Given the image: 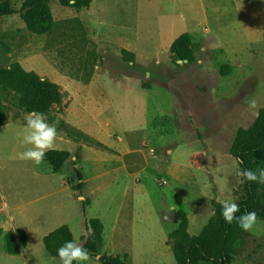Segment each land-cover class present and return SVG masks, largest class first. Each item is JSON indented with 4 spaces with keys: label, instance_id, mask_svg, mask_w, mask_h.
Masks as SVG:
<instances>
[{
    "label": "rangeland",
    "instance_id": "1",
    "mask_svg": "<svg viewBox=\"0 0 264 264\" xmlns=\"http://www.w3.org/2000/svg\"><path fill=\"white\" fill-rule=\"evenodd\" d=\"M9 1L14 14L0 18V68L16 63L58 86L45 115L58 122L53 150L75 161L53 172L45 162L18 159L30 147L19 135L27 113L17 95L0 92V257L8 255L6 234L23 224L20 259L59 264L42 236L67 226L85 246L94 238L88 222L97 219L101 238L87 264L100 252L127 264H175L170 234L178 212L195 237L213 220L215 204L245 199L231 149L264 111V0L227 7L243 20L225 30L189 35V65L168 44L190 22L166 21L162 6L95 0L73 9L51 0L53 30L36 36L21 18L23 0ZM253 99L255 109L247 103ZM260 193L264 204V184ZM11 198L20 206L12 220L4 208ZM232 264H264L263 221L242 230Z\"/></svg>",
    "mask_w": 264,
    "mask_h": 264
},
{
    "label": "trees",
    "instance_id": "2",
    "mask_svg": "<svg viewBox=\"0 0 264 264\" xmlns=\"http://www.w3.org/2000/svg\"><path fill=\"white\" fill-rule=\"evenodd\" d=\"M51 0H23L21 18L26 30L36 36L52 32L54 20L49 7ZM64 8L82 9L90 6L91 0H57ZM14 14L9 0H0V18ZM171 54L178 63L189 65L192 62L193 45L189 34L178 36L170 46ZM123 57L133 55L122 51ZM228 68V67H227ZM10 91L18 96V106L26 113L38 111L46 114L59 99V88L55 83L42 80L32 71H25L19 64L0 68V92ZM6 115L0 102V122ZM231 154L236 159L240 171L259 170L264 165V111L260 112L255 122L247 130H239L233 143ZM69 158L66 151L50 150L44 162L53 172H58ZM243 177V176H242ZM245 199L237 203L239 216L245 211H255L258 220L264 222V204L261 202V184L249 182L243 177ZM179 225L170 234L171 249L175 264H232L242 229L238 223H227L222 216V205H214V218L198 236L187 233V219L183 212L177 214ZM88 225L93 236L100 242L102 226L97 219H91ZM88 237L85 247L92 253L95 239ZM73 240L67 226H60L49 232L42 239L45 252L51 257L57 256V249L66 241ZM6 251L9 255H18L26 246L24 231L15 230L6 234ZM102 264H127L125 258L102 257ZM75 264V262H74Z\"/></svg>",
    "mask_w": 264,
    "mask_h": 264
},
{
    "label": "clouds",
    "instance_id": "3",
    "mask_svg": "<svg viewBox=\"0 0 264 264\" xmlns=\"http://www.w3.org/2000/svg\"><path fill=\"white\" fill-rule=\"evenodd\" d=\"M250 108L255 109L257 107L256 101H247ZM25 125L22 127L19 133L22 136V142L25 145H29L25 151L17 154V158L23 161H30L37 166L44 162L45 156L48 151L53 150L56 144L59 132L58 122L50 123L44 113L38 111H32L25 115ZM75 161V156L69 158ZM243 176L249 182H256L264 184V169L251 170L244 169L238 173ZM239 205L230 200L225 199L222 202V216L224 220L231 224L236 221L239 227L245 232H251L258 223V215L255 211H245L239 216ZM57 256L59 264H87V262L93 259V253H91L84 243L78 240L66 241L57 249ZM103 256V252L95 254L96 264H99ZM56 257H53L55 262Z\"/></svg>",
    "mask_w": 264,
    "mask_h": 264
},
{
    "label": "crops",
    "instance_id": "4",
    "mask_svg": "<svg viewBox=\"0 0 264 264\" xmlns=\"http://www.w3.org/2000/svg\"><path fill=\"white\" fill-rule=\"evenodd\" d=\"M95 0H92L91 5H93ZM103 6L108 7L110 4H116L120 0H99ZM112 1V2H111ZM122 6L131 7L135 5H158L162 6L164 19L168 22L174 20H179L181 22L189 21L187 34L191 37L195 34L198 36H205L204 32H219L220 30H225V23L236 22L238 20L242 21L243 18H238L236 15H231L227 10V7L231 6L233 3L244 4V0H121ZM254 1V0H253ZM135 2V3H134ZM256 2V1H255ZM146 13V11L144 10ZM175 39H171L169 46ZM153 44H150L152 46ZM205 48H201L204 50ZM16 199L11 198V200L6 201L5 211L9 219H13L15 215H18L20 206L16 202ZM11 216L9 217V215ZM23 223V222H22ZM21 223V224H22ZM16 227V230H26L23 224ZM56 229V228H55ZM54 230V229H53ZM51 230V231H53ZM50 231V232H51ZM27 233V231H26ZM49 233V232H48ZM47 233V234H48ZM41 238V242L44 236ZM72 234V233H71ZM28 235V233H27ZM121 235L119 232L116 233L115 237ZM73 236V235H72ZM43 245V244H42ZM44 248V247H43ZM50 257V256H49ZM21 255H6L0 257V263L6 262L7 264H25V258L21 260ZM51 258V257H50ZM53 259V258H51ZM57 260V259H56Z\"/></svg>",
    "mask_w": 264,
    "mask_h": 264
}]
</instances>
